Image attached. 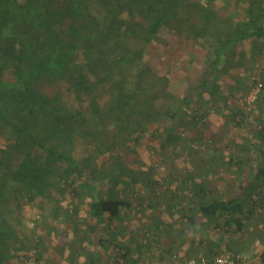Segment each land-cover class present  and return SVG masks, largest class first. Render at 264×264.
Returning <instances> with one entry per match:
<instances>
[{
    "label": "trees",
    "instance_id": "trees-1",
    "mask_svg": "<svg viewBox=\"0 0 264 264\" xmlns=\"http://www.w3.org/2000/svg\"><path fill=\"white\" fill-rule=\"evenodd\" d=\"M214 2L0 0V137L6 138L0 143V264L7 263L14 249H24L11 245L18 233L9 218L18 221L28 202L55 187L68 190L75 177L89 197L96 246L103 244L104 222L121 220L131 201L102 193L106 183L83 180L86 169L74 154V138L91 131L98 135L99 130L106 139L113 135L102 140L99 148L104 151L139 141L159 118L173 121L183 113L194 90L214 91L228 61H242L241 45L252 40L254 51L264 43V0H230L222 10L221 0ZM237 7L239 17L230 14ZM124 8L138 15L134 30L127 27ZM170 33L189 41L204 61L201 76L180 96L170 89L167 75L149 61L153 46L168 54L174 39ZM10 70L14 74L9 80ZM52 85L56 91L45 93ZM49 130L65 135L72 145L48 140ZM258 150L263 162L236 196H216L204 183L195 182L199 212L244 228L245 218L264 204V147ZM110 235L116 240L115 230ZM116 245L125 255V246ZM90 253L87 264H96L97 255Z\"/></svg>",
    "mask_w": 264,
    "mask_h": 264
},
{
    "label": "rangeland",
    "instance_id": "rangeland-1",
    "mask_svg": "<svg viewBox=\"0 0 264 264\" xmlns=\"http://www.w3.org/2000/svg\"><path fill=\"white\" fill-rule=\"evenodd\" d=\"M229 1L221 0V10ZM238 8L230 14L239 17L236 12L241 8ZM121 13L127 19V27L134 30L139 23L137 13L130 8H124ZM170 34L174 39L168 54L162 52V47L153 46L149 61L167 75L170 89L180 96L183 88L201 76L204 61L189 41L186 43L176 38V34ZM251 43L241 45L240 49L245 50L242 61H228V67L214 82V91L205 87L194 90L183 113L173 121L166 116L159 118L147 127L139 141L129 140L126 145H116L113 151H104L99 148L106 139L104 131L99 130L98 135L91 131V135L88 132L74 138V154L86 169L82 172L83 180L106 183L100 189L102 193H117L131 201L123 209L121 220L104 222L103 244L96 246L98 234L93 229L89 197L75 177L68 190L55 187L50 194L28 202L18 221L16 217L9 218L18 233L11 245H21L24 249H14L6 264H19L21 260L24 264H87L90 252L97 255L96 264H154L156 255L165 257L169 250H175L156 228L161 225L167 230V223L175 226L169 234L187 233L205 253L209 240L217 241L218 246L213 244L207 254L220 250L223 235L216 227L225 220L209 218L197 210L199 193L194 184L204 183L216 196L233 197L241 186L248 185L250 174L260 163L258 146L264 147V43L258 44L254 51ZM13 72H7V79H12ZM256 79L263 86L248 108L243 100ZM55 91L52 85L45 93ZM176 105L175 100L173 106ZM46 120L44 128L48 125ZM169 134L174 139L170 140ZM46 136L61 146L72 145L65 135L57 132L49 130ZM112 136L108 134L106 140ZM5 140L4 136L0 137V143ZM111 230L116 231L117 241H112ZM230 234L231 246L247 252L250 264H264V204L245 218L243 229L230 226ZM116 242L125 246V255ZM145 242L148 247L144 259L137 263L132 255ZM178 259L175 263L163 260L161 264H179L182 259Z\"/></svg>",
    "mask_w": 264,
    "mask_h": 264
},
{
    "label": "built area",
    "instance_id": "built-area-1",
    "mask_svg": "<svg viewBox=\"0 0 264 264\" xmlns=\"http://www.w3.org/2000/svg\"><path fill=\"white\" fill-rule=\"evenodd\" d=\"M255 84L250 88L249 92L244 97V104L248 108H251L253 102H255L262 86L263 82L259 79L255 80ZM217 232L223 235V244L221 249L212 253L207 254L205 252H200L196 255H191L183 259L179 264H250L251 260L249 255L244 250H238L231 246V234L230 226L228 224L222 223L216 227Z\"/></svg>",
    "mask_w": 264,
    "mask_h": 264
},
{
    "label": "crops",
    "instance_id": "crops-1",
    "mask_svg": "<svg viewBox=\"0 0 264 264\" xmlns=\"http://www.w3.org/2000/svg\"><path fill=\"white\" fill-rule=\"evenodd\" d=\"M260 163L263 162V159H262V156L260 155V159H259ZM259 163V164H260ZM169 228L166 230L165 228H163V226L161 225H156V228L160 229V237H162L164 235V237L170 241V247H173L175 248V250L173 252H170V255H169V252L167 253V256H155L154 259H153V263L154 264H161L163 263L164 261H169V262H177V261H174L176 259H185L187 258L188 256L190 255H193V254H196V253H200V252H205V249L204 248H200V246H196L195 242L192 241V239H190V236L186 233V234H182L180 233V231H178V234L177 233H173V234H169V231L170 229H173V227L175 226H171L170 223H167ZM159 237V236H158ZM210 241V246H207V248L209 249L213 244H216L218 246V242L215 241L213 242V240H209ZM149 242V241H148ZM148 242H145L144 245H139L137 246L138 247V250L135 254L132 255V260L135 261V262H142L141 260L144 259V253L148 247ZM141 248H144V249H141ZM207 249V253H209V250ZM211 252V251H210ZM94 253V252H93ZM174 253V254H173ZM175 256H178V258H176ZM178 259V260H179ZM164 260V261H163Z\"/></svg>",
    "mask_w": 264,
    "mask_h": 264
}]
</instances>
